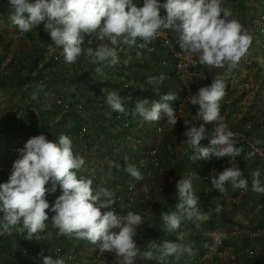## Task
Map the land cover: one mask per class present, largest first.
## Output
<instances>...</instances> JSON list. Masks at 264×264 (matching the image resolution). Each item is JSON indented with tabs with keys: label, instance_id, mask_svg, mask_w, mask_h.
<instances>
[{
	"label": "clouds",
	"instance_id": "obj_1",
	"mask_svg": "<svg viewBox=\"0 0 264 264\" xmlns=\"http://www.w3.org/2000/svg\"><path fill=\"white\" fill-rule=\"evenodd\" d=\"M8 5L9 19L18 26L19 32L29 33L43 24L52 44L62 49L66 64H74L81 56H86L95 66L96 74L102 73L106 66L118 65L120 52L125 47L130 50L125 51L132 55L134 48H148L161 30H169L175 35L185 61L190 63L196 57L208 69H226L224 75L215 76L211 84L188 96L191 105H198L196 115L204 121V124L193 125L184 118L186 130L183 135L186 139L183 142L192 153L190 159L194 162L212 158L235 160L242 153L247 159L257 155L255 146L246 153L242 145L237 146L233 131L222 122L220 102L226 95V78L248 54L251 43L247 30L233 18L224 0H143L142 6L134 0H8ZM95 41L100 43L93 47ZM140 55L137 52V57ZM176 77L165 78L162 85L163 76L148 79L147 84L152 85L150 88L156 93L161 87L163 94L158 100L137 99L129 110L128 102L132 101V96L122 97L119 90L103 89L106 103L122 116H139L135 119V126L142 128L144 133L140 134L159 145L165 136L166 126L157 131L163 118L173 127L178 122L177 102L173 103L177 95L166 92L169 82L177 80ZM200 78L207 77L202 73ZM141 119L145 121L143 124ZM207 123H214V129L210 145L203 146L201 141L206 136ZM262 143L264 141L260 139L254 141V145ZM147 146L153 144L150 142ZM17 152L18 158L12 164L7 182L0 183V235H11L15 231L18 235L26 233L28 240L51 239V232L41 235L50 220L52 227L58 230V236L96 245L99 252L111 253L116 264H137L138 260L166 264L170 257H173L174 264H183V260L187 263L188 259H193L194 249L191 244L183 242L187 233L180 231L181 223L187 219L200 227L207 216L199 206L200 197L194 191L191 176L176 183L179 203L175 211L162 210L159 214L163 229L168 233L176 232L177 241L149 240L141 246L135 237L137 228L143 223L142 214L128 210L126 215H120L115 211L113 205L118 201L121 207L128 208V205L112 189L103 185L93 187V178L84 175L85 159L74 153L73 141L68 135L61 134L56 140H49L45 134L35 135ZM129 159L124 157L123 170L137 182L145 179L147 186L143 191L147 192L151 178H145L140 171H144L145 166L138 167ZM113 163L117 169L121 167L115 160ZM250 176L251 190L264 193L261 171L253 170ZM49 182L50 189L46 187ZM210 182L220 193L226 192L228 184L240 190H247L249 184L242 170L232 166L211 174ZM57 187L61 194L50 204L47 194L49 191L55 193ZM49 211L53 213L51 217ZM220 211L222 205L217 203L215 212ZM216 240L218 242L219 237ZM40 256L42 264H66L65 257L53 258L45 255L43 250Z\"/></svg>",
	"mask_w": 264,
	"mask_h": 264
},
{
	"label": "rangeland",
	"instance_id": "obj_2",
	"mask_svg": "<svg viewBox=\"0 0 264 264\" xmlns=\"http://www.w3.org/2000/svg\"><path fill=\"white\" fill-rule=\"evenodd\" d=\"M224 5L232 11L233 18L237 19L243 25L244 29L247 30V34L251 37L248 54L242 58L238 68L228 74L226 78V95L220 102L222 122L227 124L228 128L233 131L237 146L242 145L246 153L253 150L251 145H254L255 139L264 141V46L259 40L261 39V25H264V0H224ZM2 11L3 7L0 6V32L3 36L10 35L9 37L15 39L14 44H12L14 45L13 53H16V51L21 53L19 56L15 55L18 63L30 62L28 57L31 55L33 57L34 53V51L29 52L28 50L30 43L32 46H36V51L40 50L42 52V55H39L42 63L49 61V58L52 57V51L56 48L55 45L50 43V40L48 44L46 43L45 37H48L49 34L43 30L41 34L35 37L33 36V38L29 37V42H27V36H24V34L26 35L28 33L19 32L18 26L15 27L9 19L10 12L5 14ZM25 16L27 17L28 14L25 13ZM38 36L39 38L36 42ZM17 40L18 42H16ZM95 42L96 44L100 43V41ZM104 43H107V41H104ZM125 50L130 51L127 47H125ZM125 50L120 52V62L118 65L106 66L100 74L94 72L93 69L95 66L88 62L86 56H82L78 64H67L66 66L55 64L53 66L55 73L50 74L49 77L45 73L41 74L40 71L42 69L30 70V67L33 66L27 63L26 66L20 69L25 83L28 82L26 85H0V114H3L5 118L12 122V111L18 107L23 109L27 107V114L36 122L35 128L37 130H40V127L47 129L48 132L47 130L45 131L51 138L54 132L57 136L58 134L59 136L68 133L74 134V132H77L79 128L85 125L88 128L86 136L98 138L97 133H101L102 136L107 137L115 135L113 134L114 130H111L112 127L108 126L109 124L104 114V97H102L100 103H96V106H94L92 96H90L92 93H90L89 88L91 86L94 87L96 84L100 86V84L104 83L103 87L105 86L107 90H118L120 88V82L118 80L122 81L124 76L129 80V87L126 91L120 92L122 97H128L130 95L132 96V100L144 98L149 99V101L158 100L159 95L162 93L161 87L155 95L154 90L149 93V88L153 86L144 83L145 77L148 80L150 77L156 78L157 75H148L149 68L146 65L154 64L157 62V59H160L162 66L160 70H157L159 73L158 76L173 71L172 64L166 65L165 63V61L170 60V57L163 49L160 52L147 50L142 56L144 62L136 60L137 63L135 64L130 61H123L124 58L128 59V56H131V52L127 53ZM11 56L9 55V58ZM60 60H58L60 64H66L64 62L63 52ZM197 64L198 67L193 68L195 71L206 73L212 77L211 80L205 82L202 86L211 84L215 76L224 75L226 72L224 68L208 69L199 63L198 58ZM133 66H138L139 68H134ZM111 68L113 70L117 69V75L113 78L114 81H104L105 73L107 71L110 72ZM5 71L8 72L9 68L5 67ZM39 72L42 76H38ZM37 78L44 79V81L41 83L38 81L32 89L30 84L32 80ZM165 78L167 77L165 76ZM176 79L177 82L180 80L177 77ZM141 87L146 89L147 95L137 96L142 93L143 89ZM24 88L25 92L23 93ZM29 88H31L30 93L34 92L33 97L30 96ZM58 97H65L73 103L81 104V109H83L81 113L84 115L82 118L85 120L83 123L81 121L78 122L79 127L75 131L70 129L75 124V121L69 118L66 120L67 123L63 124L67 129L60 130L59 133L57 132L60 129L57 125L59 122L53 117L54 115L52 113H48V109L53 105L49 102H52V100ZM182 108L183 111L176 110L178 117L177 124L175 127L170 124L166 126V129L163 131L165 136L161 138L160 144L158 145L165 161V169L163 172L152 171L149 175L151 178V185H148L149 194L151 195L150 202L142 205L137 204L128 209L143 216V223L137 228V236L135 237L138 245H145L149 240H156L157 242H162L166 239L177 241L178 236L176 232L168 233L163 229V222H161L162 220L159 214L162 210L167 212L175 211L176 205L179 203L176 183L181 178L191 176L194 191L200 197L199 206L207 216V219L201 224L202 231L196 229L198 228L196 225L191 226L187 219L183 220L186 224L185 231L183 230V232L187 233L186 238L194 249L193 259H188L187 263L183 260V264H264V226L261 228L256 227L259 224H264V193H255L251 190L250 176L253 170L258 169L261 171V180L264 183V157L261 158L256 155L254 158L247 159L242 153L235 160L231 158H212L200 159L194 162L190 159L192 155L191 151L183 142L186 139L183 135L186 130L184 118H188L193 125L204 124V121L196 115L198 110L189 107L186 101ZM144 122L143 119L140 120V123L143 124ZM13 127L15 135L13 151L15 156L13 157L12 163L9 164L11 167L14 160L18 158L17 149L23 147L28 140L23 138L18 122H13ZM205 129L206 136L201 141L203 146L210 144L214 123L205 124ZM40 131L41 133L44 132L42 134H45L44 129ZM136 132L140 134L142 129L136 126ZM71 139L75 144L73 145L75 154L83 156L84 158L86 154L89 155L88 148L86 147L88 143L87 138L84 143L82 139H75L78 142L73 138ZM150 142L153 145L156 143L153 139ZM257 146L264 147V143ZM8 149V146H6L5 151H9ZM140 149L142 150V148ZM123 150L124 152H131L127 146ZM127 155L131 160L136 159L138 156L134 152ZM99 158L100 156H98ZM97 166L98 164L96 162L89 161V157H86L83 169L84 175L92 177L91 173ZM231 166L239 167L242 170L244 178L249 181L248 189H234L231 184H228L226 185V192H219V195L212 193L213 189L210 182V175H215L224 168ZM213 170L215 171L213 172ZM206 175H208V178L203 179ZM46 187L50 189L51 182ZM58 190H60L59 187H57ZM217 203L222 205V211L219 213L215 212ZM115 230L118 231V229ZM210 230L228 233L231 237L219 248L218 252H213V254L208 253L207 257L203 258L202 254H204L206 247L211 243V239L205 236L207 235L205 231L208 232ZM250 233H259L261 235L258 236L261 237L249 235ZM77 246L78 251L80 249L77 252L80 261L84 259L86 263L91 264L100 262L98 259L102 258L105 261L104 264H116L112 254L99 252L96 245H92L85 240H78ZM202 247L205 250L197 255L196 252L198 250L200 252ZM247 248H250L251 251L249 252ZM152 261L154 264H159L156 260ZM148 262L147 260H138L137 264H148ZM173 262L175 263L173 257H170L166 264H174Z\"/></svg>",
	"mask_w": 264,
	"mask_h": 264
},
{
	"label": "built area",
	"instance_id": "obj_3",
	"mask_svg": "<svg viewBox=\"0 0 264 264\" xmlns=\"http://www.w3.org/2000/svg\"><path fill=\"white\" fill-rule=\"evenodd\" d=\"M138 6L143 5V0H136ZM162 14H165L162 11ZM261 39H259L264 46V25H261ZM153 49L152 51L156 50L160 52L162 49L168 53L171 64L173 66V72L171 74H161L156 78L163 76V80L160 82L162 85L167 78H173V75L178 76L180 79L178 82L177 80H171L166 88L167 93H176L177 99L173 101V103L177 102V111H183V104L185 101L187 102L189 107L196 108L198 110V105H191L189 103L188 96L194 94L198 91V89L205 83L211 80V76L204 73L207 77L206 79H201L199 73L195 71L193 68L198 67L197 58L194 57L192 62H187L183 59L184 53L181 51L180 46L175 38L174 34L169 30H161L157 39L151 43L148 48L145 49H138L134 48L133 50L137 53L140 52L141 55L138 57L140 62H144L142 59L143 54L146 53V50ZM155 47V48H154ZM120 82V88L118 89L120 92L126 91L129 87V80L123 76V80H118ZM147 77L144 78V83H147ZM103 89L107 88L104 86L101 89L102 95L97 93H92V102H94V106L96 103H100L102 97H104V114L106 115L108 126H111V130H114L115 135L112 136H103L92 138L87 135V126H83L79 128L77 132L68 133L70 138L77 137L78 139H82L83 143L86 141V147L88 148V154L86 157H89V161L96 162L98 166L92 171L91 175L94 180L93 187L103 185L110 189H112L118 198H121L127 205V207H121L119 201L113 205L115 211L120 214L124 215L128 209L132 206L137 204H148L151 199V195L149 194V190L147 192L143 191L144 186L147 184L145 183V179L143 181L137 182L135 181L130 175H128L123 169L125 165L124 159H117V156L123 158V156L128 157L124 152L123 148L125 146L131 152H140L138 153L137 159L132 162L136 163L137 166H145V170H140L145 178H149V175L157 170L158 172H163L165 169V161L162 157L160 152L158 143L153 146H147L150 143V137L145 135L139 134L136 132L135 120L131 115L129 116H122L119 113L113 112L110 107L106 103V97ZM109 91V90H107ZM53 108L57 111V114L53 117L57 119L59 122L66 114H71L77 116L78 114L81 117L84 115L81 113L83 111L82 106L80 103H73L70 100H67L65 97H58L54 100ZM135 101L132 100L128 102V108L131 110V107L135 106ZM28 115V114H27ZM25 116V115H24ZM23 116V109H19L17 112V116L13 118L12 122L5 118L3 114H0V142L2 143L0 147V183H4L5 180H8L11 174V166L9 165L13 161V157L15 156L13 148L15 142V135L13 132V122H18L21 125V132L23 134V138L29 139L32 136L40 135L41 131L37 130L35 124H33V120L30 115L26 117L27 119L24 120ZM110 117V118H109ZM78 120V118H76ZM81 123L84 122L85 119H80ZM79 121V122H80ZM117 123L119 129H117L114 124ZM164 125V126H163ZM168 126L167 119L162 120V124L157 127V131L160 132L162 129ZM66 130V129H65ZM132 147L129 148V146ZM6 146H8L9 151H5ZM251 145V148L253 149ZM142 148V150L140 149ZM257 149V155L259 157H264V147L263 146H255ZM105 153L104 157L101 155ZM100 156L97 160L96 157ZM115 156V158L113 157ZM83 157V156H82ZM85 157V158H86ZM84 158V159H85ZM111 159H115L116 162L121 164V167L117 169L116 167H112L109 165V161ZM149 161V162H147ZM90 165V164H88ZM154 169V170H153ZM147 171V172H146ZM111 177V178H109ZM208 178L206 175L203 179ZM105 181L107 183L105 184ZM61 194V190L56 191L55 193L48 192L47 199L49 200L50 204L53 203L57 196ZM49 216L53 215L49 211ZM191 226L196 225L192 221H189ZM47 228L45 233H42V236H46L48 232L52 233L51 239H42L40 241L35 240H28L26 238V233L24 235H18L13 231L11 235L4 234L0 235V264H42V257L40 256L41 251H44L45 255H51L53 258L65 257L66 264H81L79 257L77 255L78 240H69L70 243L59 239L57 235V231L55 228L52 227L51 221H47ZM186 224L184 221L181 223L180 231H185ZM200 231H202V227H198ZM54 229V230H53ZM55 231V232H54ZM113 231H116L113 229ZM207 235L211 239V243L209 246L206 247V251L203 254V258H206L208 253L213 254V252H218L219 248L227 241L231 235L228 233H221L216 230L205 231ZM249 235L258 236L261 235L259 233H250ZM216 237H219V241L217 242ZM249 252L251 251L250 248L247 249ZM100 254V253H99Z\"/></svg>",
	"mask_w": 264,
	"mask_h": 264
},
{
	"label": "trees",
	"instance_id": "obj_4",
	"mask_svg": "<svg viewBox=\"0 0 264 264\" xmlns=\"http://www.w3.org/2000/svg\"><path fill=\"white\" fill-rule=\"evenodd\" d=\"M27 35H29V37H31V38H33V34H31V33H28V34H24V36H27ZM48 35V34H47ZM10 35H8V36H3V34L0 32V85H3V86H9V85H15V84H20V85H23V84H27L28 82H26L25 83V79L23 78V76L21 75V72H20V69H22L23 68V66H26V64L28 63V65H32L33 67H30V70H36V69H42L40 72H41V74H46L47 75V77H49L50 76V74H53V73H55L54 72V65L55 64H57V65H67V64H60L59 62H58V60L59 61H61L60 60V57H61V55H62V49L61 48H59V49H57V47L56 48H54L55 50H53L52 51V57H50L49 58V61H47V62H43L42 63V61H41V58H39V55H42V52L39 50H37L36 51V46L34 45L33 46V48H34V53H33V57H31V56H29L28 57V59H29V61L30 62H24L23 64H19L18 63V61H17V59H16V57H15V55H17V56H19L21 53L19 52V51H16V53H13L12 52V50L10 49V47H11V45L14 43V41H15V39L13 38V37H9ZM39 38V36L36 38V42H37V39ZM46 38V43L48 44L49 43V40H50V43L52 44V40H51V37H50V35H48V37L46 36L45 37ZM39 43V42H38ZM52 45H54V44H52ZM93 47H95L96 46V43L94 42L93 43V45H92ZM57 49V50H56ZM29 52H30V50H29ZM28 53V52H27ZM9 55H12L10 58H9ZM44 55V54H43ZM82 57V56H81ZM81 57L79 58V59H81ZM79 59L77 60V62H76V64H78L79 63ZM136 60H138L139 61V59H138V57H137V53L136 52H132V55L130 56V58H128V59H123V61H130V62H132L133 64H135V63H137V61ZM153 60H155V58H153ZM48 63H50V64H48ZM157 63H159V64H157ZM165 63H166V65H169V64H171V60H167V61H165ZM34 65H36V66H34ZM48 65V66H47ZM149 69H148V75L149 74H153V75H156V74H158V71L157 70H160V67L162 66V63L160 62V59H157V62L156 63H152V64H147L146 65ZM5 67H8L9 68V71L8 72H6L5 71ZM134 68H139L138 66H133ZM139 71V70H138ZM141 71V70H140ZM40 72H39V75L38 76H42V75H40ZM150 72V73H149ZM135 73H137V72H135ZM171 73H174L173 71L172 72H169V74H171ZM106 74V76L105 77H107V78H105L104 77V81L105 80H107V82L109 81V80H112V81H114L113 80V78L114 77H116V75H117V72H116V70L114 69H112L111 68V71L110 72H106L105 73ZM104 76V75H103ZM28 78H29V76H28ZM44 78V77H43ZM38 81H39V83H41V82H43L44 81V79H40V78H37V79H34V80H32V82H31V84H30V87H32V89L36 86V84L38 83ZM104 84V83H103ZM103 84H100V86H98L99 84H96L94 87H90L89 88V90H90V93H97V94H99V95H102V92H101V89H102V87H103ZM38 88H40V86H38ZM30 90H31V88H29V93H30ZM135 90H139V89H135ZM25 92V88H24V90H23V93ZM33 94H34V92L33 93H30V96H32L33 97ZM90 96H92V94H90ZM90 99H91V97H90ZM55 100V99H54ZM54 100H52V102H49L50 104H54ZM19 109H23V108H17V109H14L13 111H12V115H13V118L14 117H16L17 116V112H18V110ZM26 110H27V107H26V109H23V116L25 117L24 118V120L25 119H27L26 117H28V115H27V112H26ZM49 111H48V113H52L54 116L57 114V111L53 108V105H52V107L51 108H49L48 109ZM29 117H31V116H29ZM139 116H137V117H135V118H133L134 120L135 119H137ZM70 118V120H73V121H75V124L70 128L71 130H73V131H75L79 126H78V122L80 121L79 120V118L80 119H82V117H81V115H77V116H74V115H71V114H66L60 121H59V123L57 124L58 126H59V128L60 129H58L57 130V132L59 133V131L61 130H65V129H67V128H65V126L63 125L64 123H67V119H69ZM76 118H78V120H76ZM32 120H33V118H31ZM33 122H34V120H33ZM15 123H16V121H15ZM33 124H35V126H36V122H34ZM114 126L117 128V129H119V126L117 125V123H115L114 124ZM20 128H21V125H20ZM40 130H42V129H44V131L45 130H47V129H45V128H39ZM47 132H48V130H47ZM46 131H45V135L47 136V138L49 139V140H56L58 137H59V134H58V136H57V134L54 132L53 133V137L51 138L49 135H48V133H47ZM42 133H44V132H42ZM41 133V134H42ZM47 133V134H46ZM98 137H101V138H103V136H102V134L101 133H97L96 134ZM212 138V137H211ZM74 140L75 139H78L77 137H74L73 138ZM208 140V139H207ZM206 140V141H207ZM211 140V139H210ZM76 142H78L77 140H75ZM1 145H2V143L0 142V147H1ZM73 145H75L74 143H73ZM210 145V144H209ZM209 145H207V146H209ZM131 152H128L127 154H130ZM126 154V155H127ZM105 156V153H103L102 155H101V157H104ZM114 158H115V156H113ZM124 157L125 156H123V158H121L120 156H117L116 158L117 159H124ZM96 159L98 160V157H96ZM115 159H111L110 161H109V165L110 166H112V167H115V165H114V163H113V161H114ZM116 161V160H115ZM213 189V188H212ZM207 193V192H206ZM208 193H210V192H208ZM212 193H214V194H216V195H219V191L218 190H215V189H213V191H212ZM263 198V197H262ZM161 222H163V221H161ZM264 226V224H259V225H257L256 227L257 228H261V227H263ZM196 229H198L199 230V228H196ZM174 233V232H173ZM258 237H261V236H258ZM59 239H62L63 241H65V242H67V243H70V241L67 239V238H65V237H59ZM71 240H77V239H75V238H72ZM184 243H189V241L187 240V238L185 239V241H183ZM226 242V241H225ZM260 242V241H259ZM225 244V243H224ZM205 250V248H201L200 249V252H199V250L196 252L197 253V255L199 254V253H201V252H203ZM182 259H184L185 258V256H182L181 257Z\"/></svg>",
	"mask_w": 264,
	"mask_h": 264
},
{
	"label": "crops",
	"instance_id": "obj_5",
	"mask_svg": "<svg viewBox=\"0 0 264 264\" xmlns=\"http://www.w3.org/2000/svg\"><path fill=\"white\" fill-rule=\"evenodd\" d=\"M0 6H2L3 7V13H5V14H7V12H10V8H9V5H8V0H0ZM16 27V26H15ZM16 29V28H15ZM44 29H43V25L40 27H38V29H33L31 32H29V33H31V34H33L34 35V37L35 36H37V35H39V34H41L42 33V31H43ZM28 38H29V35H27V37H26V41L27 42H29V40H28ZM25 41V42H26ZM16 42H18V40L16 41ZM15 42V43H16ZM96 43V42H95ZM14 44V43H13ZM13 46L14 45H12L11 47H10V49L12 50V52H13ZM28 50H30V52H32V51H34V48H33V46H32V44L30 43V45H29V47H28ZM117 70V69H116ZM24 75V74H23ZM153 91V89L152 88H149V93L150 92H152ZM139 94V93H138ZM157 93L155 92V95H156ZM162 94V93H161ZM140 95H147V93H146V89H143L142 90V93L141 94H139V95H137V96H140ZM142 129V128H141ZM142 132H143V130H142ZM144 133V132H143ZM138 153H140V152H136V154H138ZM5 182H7V180H5ZM56 231H58L57 229H55ZM62 237H65L66 238V236H62ZM67 239L68 240H70V238H68L67 237ZM79 251H80V249H79ZM111 254V253H110ZM109 254V255H110ZM98 261H100V262H95V263H91V264H104L105 263V261H104V259H98ZM81 264H88V263H86L85 262V260L84 259H81Z\"/></svg>",
	"mask_w": 264,
	"mask_h": 264
}]
</instances>
